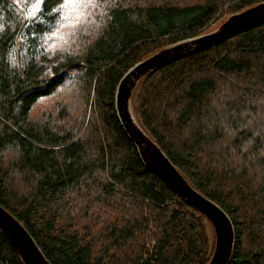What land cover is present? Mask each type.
<instances>
[{
  "label": "trees",
  "instance_id": "1",
  "mask_svg": "<svg viewBox=\"0 0 264 264\" xmlns=\"http://www.w3.org/2000/svg\"><path fill=\"white\" fill-rule=\"evenodd\" d=\"M262 2L0 0V204L52 264L210 262L212 223L145 165L117 88ZM132 98L141 128L230 217L227 264H264V22L152 70ZM0 264H25L1 229Z\"/></svg>",
  "mask_w": 264,
  "mask_h": 264
},
{
  "label": "water",
  "instance_id": "2",
  "mask_svg": "<svg viewBox=\"0 0 264 264\" xmlns=\"http://www.w3.org/2000/svg\"><path fill=\"white\" fill-rule=\"evenodd\" d=\"M261 22H264V2L231 15L219 28L211 32L181 40L139 61L126 71L117 88L116 107L119 118L136 144L145 165L212 223L216 243L208 264H227L230 260L235 240L232 221L223 208L200 193L185 179L137 121L142 134L136 133L132 129L130 117L134 119L135 117L130 104L131 97L139 81L152 70L203 47L223 41L237 32ZM0 229L12 242L25 264H52L25 226L1 204Z\"/></svg>",
  "mask_w": 264,
  "mask_h": 264
},
{
  "label": "rangeland",
  "instance_id": "3",
  "mask_svg": "<svg viewBox=\"0 0 264 264\" xmlns=\"http://www.w3.org/2000/svg\"><path fill=\"white\" fill-rule=\"evenodd\" d=\"M217 29V28H216ZM215 30V29H214ZM213 31V30H212ZM133 97V96H132ZM131 97V108H132V104H134V102H133V98ZM135 117V116H134ZM207 229H208V233H209V235H210V239H211V241L213 242L214 241V239H215V234H214V230H213V227H212V225L209 223L208 224V226H207Z\"/></svg>",
  "mask_w": 264,
  "mask_h": 264
},
{
  "label": "bare ground",
  "instance_id": "4",
  "mask_svg": "<svg viewBox=\"0 0 264 264\" xmlns=\"http://www.w3.org/2000/svg\"><path fill=\"white\" fill-rule=\"evenodd\" d=\"M131 111V110H130ZM131 118V127L132 129L136 132V133H139V134H142L141 132V129L140 127L138 126V124L136 123V120L133 118V117H130ZM215 231V230H214Z\"/></svg>",
  "mask_w": 264,
  "mask_h": 264
}]
</instances>
